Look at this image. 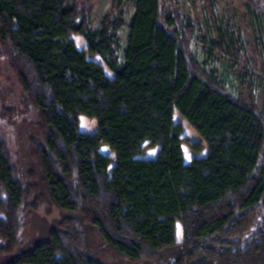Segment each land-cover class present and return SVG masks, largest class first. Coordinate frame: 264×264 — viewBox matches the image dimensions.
<instances>
[{"label": "trees", "instance_id": "16d2710c", "mask_svg": "<svg viewBox=\"0 0 264 264\" xmlns=\"http://www.w3.org/2000/svg\"><path fill=\"white\" fill-rule=\"evenodd\" d=\"M22 1L25 12L0 0L1 54L12 58L24 108L39 111L42 142L29 138L30 168L22 169L0 133V192L18 208V243L47 203L63 219L46 240L2 264H103L88 247L86 225L113 257L131 264L154 263L171 250L180 251L174 264H264V114L250 77L242 79L246 104L194 59L191 25L170 2L134 0L121 62L123 20L95 30L67 0ZM193 1L213 8L219 0ZM246 1L259 22L264 0ZM71 34L84 38L113 79ZM203 42L207 60L219 53L246 62L238 32ZM175 112L208 146L204 158L186 164L183 146L194 153L203 147L182 137ZM82 116L97 122L96 135L81 132ZM104 145L116 154L111 174ZM155 147V160L137 158Z\"/></svg>", "mask_w": 264, "mask_h": 264}, {"label": "rangeland", "instance_id": "374dc122", "mask_svg": "<svg viewBox=\"0 0 264 264\" xmlns=\"http://www.w3.org/2000/svg\"><path fill=\"white\" fill-rule=\"evenodd\" d=\"M15 6L22 12L26 6L22 0H13ZM84 10L92 27L101 29L103 22L108 20H123L125 25L118 33L117 54L124 61L123 52L128 41V23L135 14L134 0H67ZM172 4L185 23L191 25L190 49L194 59L208 72H215L224 88L234 98L249 104L250 92L242 79L248 75L252 81V93L256 105L264 114V14L258 13L259 22L254 20L250 13V7L246 0H219L213 8L204 6L205 3L193 0H163ZM233 34L238 32L242 40V53L246 62L237 61L225 54H216L215 58L207 60L203 39L210 38L219 41V32ZM70 40L76 48L83 51L87 59L98 63L104 68L106 75L113 79L114 74L108 69L104 61L98 55L89 53L88 44L80 35L71 34ZM0 43V112L7 111L9 115L0 120V133L8 144L13 162L22 169L30 168L29 138L35 137L42 142L38 131L39 111L37 109L26 110L23 102L25 92L11 67L12 58L1 54ZM248 77V79H249ZM247 81V78L245 79ZM11 108V109H6ZM17 115L14 116V111ZM80 117V130L89 135L98 133V125L95 120H87ZM174 125L182 127V137L190 144H200L203 147L201 153H194L188 145L183 146L185 162L189 164L193 159L205 157L208 146L198 136L196 131L178 113L174 114ZM159 147L145 148L137 158L155 160ZM100 152L112 159L109 173H112L116 165V154L108 146H101ZM18 208L16 204L0 192V264L10 259L11 254L17 251L28 250L36 243L48 238L53 229H57L63 219V215L50 203L27 220V225L21 232L20 241H17ZM86 240L94 258L103 264H131L113 257L97 232L86 225ZM184 234L179 225L178 242H184ZM180 255L179 250H171L162 254L154 263L140 264H174Z\"/></svg>", "mask_w": 264, "mask_h": 264}, {"label": "crops", "instance_id": "0c3cea01", "mask_svg": "<svg viewBox=\"0 0 264 264\" xmlns=\"http://www.w3.org/2000/svg\"><path fill=\"white\" fill-rule=\"evenodd\" d=\"M83 117V116H82ZM201 158H204V157H201ZM196 159H200V158H196Z\"/></svg>", "mask_w": 264, "mask_h": 264}]
</instances>
